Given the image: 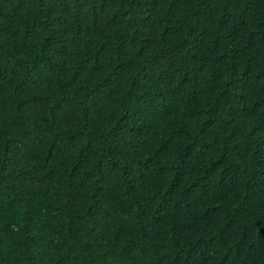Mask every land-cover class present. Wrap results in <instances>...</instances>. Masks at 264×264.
Segmentation results:
<instances>
[{
  "label": "trees",
  "instance_id": "obj_1",
  "mask_svg": "<svg viewBox=\"0 0 264 264\" xmlns=\"http://www.w3.org/2000/svg\"><path fill=\"white\" fill-rule=\"evenodd\" d=\"M0 264H264V0H0Z\"/></svg>",
  "mask_w": 264,
  "mask_h": 264
}]
</instances>
